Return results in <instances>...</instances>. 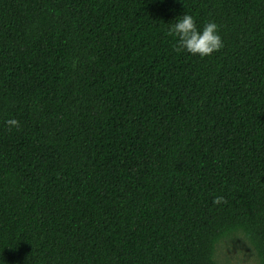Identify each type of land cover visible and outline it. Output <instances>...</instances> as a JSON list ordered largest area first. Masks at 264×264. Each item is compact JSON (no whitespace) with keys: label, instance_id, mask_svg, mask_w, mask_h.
Listing matches in <instances>:
<instances>
[{"label":"trees","instance_id":"1","mask_svg":"<svg viewBox=\"0 0 264 264\" xmlns=\"http://www.w3.org/2000/svg\"><path fill=\"white\" fill-rule=\"evenodd\" d=\"M183 14L222 47L180 49ZM237 235L264 264V0H0V264H228Z\"/></svg>","mask_w":264,"mask_h":264},{"label":"clouds","instance_id":"2","mask_svg":"<svg viewBox=\"0 0 264 264\" xmlns=\"http://www.w3.org/2000/svg\"><path fill=\"white\" fill-rule=\"evenodd\" d=\"M169 34L177 39L180 49L192 55L205 57L222 47L221 37L214 22H209L197 30L194 18L188 14L175 18V23L169 27ZM7 124L14 126L17 122L14 119L8 120Z\"/></svg>","mask_w":264,"mask_h":264},{"label":"rangeland","instance_id":"3","mask_svg":"<svg viewBox=\"0 0 264 264\" xmlns=\"http://www.w3.org/2000/svg\"><path fill=\"white\" fill-rule=\"evenodd\" d=\"M218 259L228 264H257L253 250L241 235L220 244Z\"/></svg>","mask_w":264,"mask_h":264}]
</instances>
